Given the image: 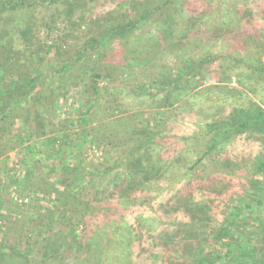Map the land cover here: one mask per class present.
Returning a JSON list of instances; mask_svg holds the SVG:
<instances>
[{"label":"rangeland","instance_id":"obj_1","mask_svg":"<svg viewBox=\"0 0 264 264\" xmlns=\"http://www.w3.org/2000/svg\"><path fill=\"white\" fill-rule=\"evenodd\" d=\"M149 1L61 0L47 8L43 0H24L30 7L0 14V90L21 77L30 85L13 124L1 122L0 240L10 247L18 240L20 251L3 264L41 263L46 233L41 227L34 238L39 215L62 243L45 264H194L241 242L264 252V226L240 209L250 200V182L264 189V169L255 168L264 134L248 131L206 151L210 125L251 102L264 108V72L249 76L238 64L247 51L264 65L256 42H264V0H175L174 18H154L78 62L86 41ZM232 20L238 28H229ZM181 43L192 56L234 58L184 79V95L171 91L166 102L153 80L176 73ZM139 49L149 56L129 61ZM70 59L77 63L65 67ZM102 68L107 79L97 76ZM129 171L138 173L131 182ZM59 193L64 207L54 200ZM235 206L233 235L218 238Z\"/></svg>","mask_w":264,"mask_h":264},{"label":"trees","instance_id":"obj_2","mask_svg":"<svg viewBox=\"0 0 264 264\" xmlns=\"http://www.w3.org/2000/svg\"><path fill=\"white\" fill-rule=\"evenodd\" d=\"M61 0H43V4L46 7L56 6L57 3ZM36 4V2H35ZM66 4L70 5V3L66 2ZM32 5V4H31ZM30 7L29 3L24 2V0H0V14L5 12H14L22 10L23 8ZM67 12L64 13L68 16H72L74 14V8L68 7L66 8ZM178 5L175 0H150L149 2H145L144 4H138V7L133 8V12L127 16V20L124 22H118L114 25L109 26L107 29L102 31L100 37L90 39L84 43L83 48L81 49L77 59L80 62L84 57L85 54H89L90 51L97 49L101 45H105L107 43L110 44L113 40L123 39L126 40L130 38L137 30L142 29L144 26L152 22L151 20L156 18L158 20V24L160 22L168 21L171 17L174 18L175 15H178ZM231 19L234 18V14L231 13ZM119 21V20H118ZM163 25V24H162ZM161 25V26H162ZM233 27L238 28V25L233 22L229 25V28L233 29ZM215 36H218V33L214 31ZM29 32H23V35H27ZM158 37L154 36L152 39H148L151 43L149 46L153 48V44L156 42ZM139 42L143 44L144 42L142 39H139ZM195 42V41H194ZM189 44L194 45L196 43ZM258 43V48H264V42L256 41ZM184 45V50L182 60H180V66L176 69L175 74L166 73V74H159L156 76V79L153 80V87L154 91L165 93L163 99L168 102V97L171 94V91L179 92L178 96L184 95L183 92H180L184 79L194 78L199 72H202L206 66L210 64H216L220 68L225 66V63L222 61L225 60H232L234 55L232 52L222 55V54H202L197 56H192L190 52V47L186 45V43H181ZM183 47V46H182ZM190 52V53H189ZM149 51L144 50H136L135 53L129 54L130 56L127 57L129 61H135L141 55L143 58L148 55ZM77 59H70L65 67L74 66L77 63ZM140 62V59H138ZM258 59L254 56H251L245 52V55L241 56L238 64H242L246 73L249 76H253L255 73H263L264 72V65L257 61ZM128 62V61H127ZM64 67V68H65ZM61 68V67H59ZM54 69L57 73H59L58 69ZM103 74L97 75L100 78L110 77V74L106 71V69H100ZM13 73V72H12ZM21 81H17L12 87L6 85L4 87V91L0 90V131L1 122L3 121H10V124H13L10 117L14 113V110L17 106H19L27 97L29 92L30 85H27L29 79L27 77H21ZM34 81H32L33 83ZM94 86V85H93ZM91 90L95 91L94 87H91ZM165 91V92H164ZM56 92V97L61 92V88L57 87L53 94ZM155 92V93H156ZM168 94V96H167ZM177 96V97H178ZM39 119V115L36 114V120ZM27 117L25 118V122L27 123ZM210 124H208L209 127ZM212 131L210 130L211 134L213 135L210 137V141L208 142L206 151H211L217 145H220L225 140L230 139L232 136L242 135L248 131H254L256 133L264 134V108L259 106L258 104L251 102L247 108H235L229 113V115L219 121L210 125ZM264 157H259L257 160V164L255 168L257 170L264 169ZM260 163V164H259ZM130 179L133 180V177L136 176L138 173L129 171ZM248 192L250 194V200L246 202L244 205L240 207L241 212H246L247 217L254 218L255 220L259 219L264 226V209H262V201L264 200V189L260 188L257 185L256 181H252L249 184ZM51 199V198H49ZM65 195L59 193V195H55L54 200L61 201L62 206L64 207L67 205ZM264 205V203H263ZM58 209V208H57ZM237 206L233 208V211L230 213L229 218L224 224L218 228V238H222L229 235H233L231 232V220L230 217L238 215ZM60 218L64 220V215H61ZM45 220V221H44ZM38 221L41 225H36L34 228H38L35 233L34 238H38V235H41V227H45L44 235L41 243V263L45 264V262L51 258L52 254H57L59 252L58 247L59 243H61L59 236V232L55 235L50 234L51 227L47 228L46 225V218H43L41 215L38 216ZM42 221V222H41ZM8 223V222H7ZM5 223L4 227H8V224ZM49 226V225H48ZM23 225L19 228L22 230ZM31 228V227H30ZM5 232V231H4ZM2 232V236L5 237L8 235L7 230L4 233ZM73 236L71 237V239ZM69 239V238H68ZM14 246H9L3 240H0V264H3V260L7 258L9 261L14 259L15 255H19L20 251L16 249L19 243L18 240H15ZM129 241V240H128ZM236 241V240H235ZM241 245L238 248L229 249V250H217L214 249L207 254H201L196 257L193 261L194 264H264V252H258L254 247H249L245 245L243 242L240 243ZM62 245V243H61ZM91 245V243H90ZM90 245L87 247L88 251H90ZM130 247L126 249L128 253H130ZM51 260V259H50ZM2 261V262H1Z\"/></svg>","mask_w":264,"mask_h":264}]
</instances>
